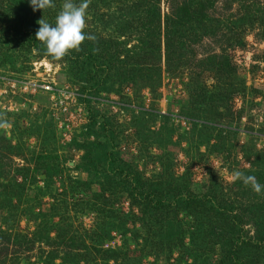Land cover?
<instances>
[{
  "label": "rangeland",
  "instance_id": "374dc122",
  "mask_svg": "<svg viewBox=\"0 0 264 264\" xmlns=\"http://www.w3.org/2000/svg\"><path fill=\"white\" fill-rule=\"evenodd\" d=\"M150 1L90 0L96 41L54 60L21 40L10 16L21 0H0V264H264V245L225 258L181 200L217 185L242 210V236L256 241L252 220L264 229V191L232 180L264 153V0H215L213 33L167 34L164 14L180 19L158 0L146 37ZM53 3L37 21L54 25Z\"/></svg>",
  "mask_w": 264,
  "mask_h": 264
},
{
  "label": "trees",
  "instance_id": "16d2710c",
  "mask_svg": "<svg viewBox=\"0 0 264 264\" xmlns=\"http://www.w3.org/2000/svg\"><path fill=\"white\" fill-rule=\"evenodd\" d=\"M214 1L215 0H181V3L178 4V0H172L171 6H173V11L176 10V15L180 20H170V17L167 16V13H165L163 22L165 23L166 27V34L168 32L176 33L178 31L176 24L178 23H180V27H182L183 29H192L193 27L197 29V27H199L204 30L210 31V33H213L212 31H215L216 27L210 23L211 20L208 19L205 12L208 7L213 5ZM150 2L151 7L148 8L147 11L144 10L146 11V13L141 14L138 17L137 22L139 28L142 29L141 32H143L146 37L151 34L152 27H154V25L158 26V33L161 17L158 0H151ZM134 4L135 2L133 0V3L130 7H133ZM12 8L13 11L10 16L15 20L14 26H16L17 30L21 33V40L27 42V45H29L30 48L34 50L45 51L41 43L35 40V32L39 28V25L36 24L37 18L38 16L44 15V13L39 9L34 12L30 7V0H21L20 4H18L17 7L13 5ZM6 11L7 13L9 12L8 9H6ZM169 27L171 29H169ZM261 32H263L264 37V25L261 27ZM97 82L98 81H96V84ZM82 103L84 104L85 102L83 101ZM84 110L88 118L87 120H89V112L86 108V104H84ZM259 157H261L260 160ZM253 160V168L245 171V173L255 176L259 183L264 184V153L257 154ZM113 169H115V167L111 170ZM131 179V191L134 192V196L140 199L141 202H144L142 200H144L146 196L148 197V194L152 196V193H148L147 195H145V192H147L148 190L144 189L145 183L144 181H142L139 175H136ZM236 183H238V180L236 181ZM239 184H241V182H239ZM216 186L212 187L210 190H208V193L205 194H196L194 196L184 195L185 197L181 196V200L194 206V213L192 214L195 217L196 226H198L200 230L199 234L202 235V238L208 240L213 245L220 246V250L226 255L225 258L229 257L231 261L234 260L240 262L244 254H247L248 257L251 255L254 246L256 247L258 245H264V229L262 230L260 228L259 221L252 220L254 225L253 236L255 235L254 237H252L256 241H254L251 237H249L248 239L245 236H242L240 233L243 221L240 220V218L243 217V213L239 208L241 207V203H237L236 208L238 207L241 211L239 215H237V211H233V207L235 205L231 201V198L227 196L225 197L224 195L228 194L223 193L225 192L224 189ZM179 195H182L181 192L175 194L173 197H175L178 201ZM232 195L234 200L236 201L238 195L239 198L241 197V192L239 194ZM154 199L156 200L157 204H160L161 201L159 200V198ZM255 206L258 209L260 207H264V203H260V205H254V207ZM195 212L197 214H195ZM228 215L233 218V220H231L229 223L227 220ZM234 219H237L238 221H234ZM222 220H224L223 223H225L226 225L222 224L221 229H219L218 226L220 225H218L217 223L219 221V223H221ZM236 224L238 225L236 226ZM262 226H264V223H262ZM257 249L258 248H256L255 250ZM255 254L256 253H252V255Z\"/></svg>",
  "mask_w": 264,
  "mask_h": 264
},
{
  "label": "clouds",
  "instance_id": "9594fccd",
  "mask_svg": "<svg viewBox=\"0 0 264 264\" xmlns=\"http://www.w3.org/2000/svg\"><path fill=\"white\" fill-rule=\"evenodd\" d=\"M89 3L90 0H82L79 4L74 3L73 0H63L54 25L43 17L37 21L39 28L35 32V40L41 43L46 56L61 60L73 51L80 52L85 40L96 41L97 38L94 35L84 32ZM30 7L34 12L38 9L43 12L49 8H55L56 5L53 0H30ZM4 126V123H0V127ZM232 180L233 182L239 180L245 186H250L257 194L264 191V184L259 183L255 176L245 175L242 171H235Z\"/></svg>",
  "mask_w": 264,
  "mask_h": 264
},
{
  "label": "built area",
  "instance_id": "2783aa9c",
  "mask_svg": "<svg viewBox=\"0 0 264 264\" xmlns=\"http://www.w3.org/2000/svg\"><path fill=\"white\" fill-rule=\"evenodd\" d=\"M44 87H46V88L49 89V86H44ZM72 97H73V96H72ZM70 99H71V97H70ZM79 104H80V105H78V107H77V111H76V109H75V111H76V113H77V116L80 117V118H79V122L81 123V121L84 120V119H85L84 122H86V120H87L86 112H85L84 108H82V104H81V103H79ZM63 108L65 109V106H64ZM71 115H73V114L71 113Z\"/></svg>",
  "mask_w": 264,
  "mask_h": 264
}]
</instances>
